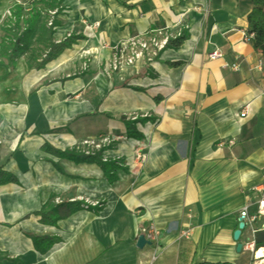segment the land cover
<instances>
[{
  "label": "crops",
  "instance_id": "0c3cea01",
  "mask_svg": "<svg viewBox=\"0 0 264 264\" xmlns=\"http://www.w3.org/2000/svg\"><path fill=\"white\" fill-rule=\"evenodd\" d=\"M61 6L53 41L83 38L43 68L25 63L21 78L22 64L7 75L0 67V178H16L0 183V264H264L254 257L264 248L263 216L233 237L242 207L256 210L252 187L264 168V56L244 40L251 4L62 0ZM152 27L173 36L187 29L188 38L141 65L136 76L130 68L113 77L100 71L112 45ZM214 49L221 56L210 59ZM66 51L74 53L60 60ZM84 57L90 67L78 71ZM134 113L155 120L136 123L142 136L135 147L119 141L103 151L119 160L112 182L95 162L43 148L47 142L71 149L98 135L127 138L121 117ZM76 202L86 207L54 224L35 213ZM149 224L158 240L139 248L138 230Z\"/></svg>",
  "mask_w": 264,
  "mask_h": 264
},
{
  "label": "trees",
  "instance_id": "16d2710c",
  "mask_svg": "<svg viewBox=\"0 0 264 264\" xmlns=\"http://www.w3.org/2000/svg\"><path fill=\"white\" fill-rule=\"evenodd\" d=\"M40 3L45 2L47 8L55 9V14L60 13L62 10L61 2L62 0H38ZM251 4V9L247 14V23H248V31L253 33L252 46L255 51L260 52L261 55L264 56V0H247ZM19 14V12L17 13ZM39 12L34 13V15H30L25 23L24 31L13 38H7V40L3 41L0 50L2 56H4L9 65L15 64V59L24 55L28 51L29 46V37L32 35L34 31V24L37 21ZM57 25V21L54 19L51 21L49 27L46 25H42L40 29V35L36 38V41L42 43L44 50L40 54L31 55L30 59L27 61L28 68H36L40 69L45 66V64L53 59H55L65 48H70L72 44L76 43L77 39L83 38L81 35L69 34L65 36L60 41H53L52 35ZM16 35V34H15ZM188 38V31L184 29L180 32L179 35L169 38L166 48H178L180 45ZM30 60V61H29ZM31 60H35V63L32 64ZM170 66H178L181 64L180 61L176 62H167ZM14 67V66H13ZM123 122L126 126V134L130 137L139 138L142 136L141 133L137 131L136 123L144 122V121H154L155 118L152 116L145 117H135L134 119L122 117ZM43 148L49 152L54 153L55 155L63 158L71 159L75 162H95L97 163L102 170L104 171L106 177L110 182L116 180V170L120 168L119 160L117 159H107L103 160L101 157V150L84 154L76 151L75 149H55L52 148L47 142L44 143ZM5 174V172L0 170V175ZM1 177V176H0ZM7 181H16V178L12 175H8L7 177L0 178V183ZM64 207H67L64 204H58L54 207L50 208L49 211H45L43 209L36 211L35 213L40 215V219L42 221H46L54 224L59 217L67 216L71 212L81 208V202H76L71 207H67L65 212H61ZM87 208H90L88 205ZM93 210L97 211L99 205L95 207H91ZM54 216V217H53ZM34 241L37 239L33 237ZM42 239V238H41ZM49 243L51 244L55 238H47ZM194 264H221V263H194Z\"/></svg>",
  "mask_w": 264,
  "mask_h": 264
},
{
  "label": "rangeland",
  "instance_id": "374dc122",
  "mask_svg": "<svg viewBox=\"0 0 264 264\" xmlns=\"http://www.w3.org/2000/svg\"><path fill=\"white\" fill-rule=\"evenodd\" d=\"M19 12V14H17ZM39 12V16L37 18L36 23L34 24V31L32 35L29 37V48L28 51L21 55L20 57L15 59V65L22 64L18 67L16 74L17 79L21 78L20 73L25 70V63L27 65L28 59H30L31 55L40 54L44 47L43 44L36 41V38L40 35V29L42 25H46V27H49L52 20L56 19V16L58 14H55V9H49L47 8V5H45V2H39L38 0H0V47L3 43V41L7 40V38H13L14 36L20 35L26 26V19L30 15H34V13ZM62 12V10H61ZM60 12V13H61ZM37 33V35H36ZM16 34V35H15ZM114 55L113 53L111 56L107 59V61H103L100 64V71L106 75L107 77H113L115 73L121 72L122 69L125 67H119L117 68L113 67V61H114ZM88 57H84L81 61V63L77 66L78 71H86L88 70L90 61L88 60ZM30 61V60H29ZM32 64L35 63V60H31ZM149 64H145V67H147ZM12 65L8 64L7 59L2 56L1 50H0V67L4 68V75L9 74V71H7V68H10L11 70L14 69ZM130 69H133L134 76H136V67H129ZM72 74V73H71ZM125 116V115H124ZM122 116V117H124ZM121 117V120L123 122V119ZM127 118L134 119L135 117H141L140 114L134 113L130 114L128 116H125ZM124 123V122H123ZM131 137L128 136L127 138L120 139L118 136H115L113 134L111 135H98L95 138L86 137L85 139L79 140L76 142L71 149H75L78 152L89 154L94 153L99 150H101V157L103 160L111 159L110 157L104 156V150L106 149H113L115 147H119L118 142L124 141L127 146L132 145V141H135V137L130 139ZM99 145V146H97ZM136 143L133 145L135 147ZM99 147V148H98ZM125 159V158H124ZM114 160V159H112ZM82 207H86L83 203H81Z\"/></svg>",
  "mask_w": 264,
  "mask_h": 264
},
{
  "label": "built area",
  "instance_id": "2783aa9c",
  "mask_svg": "<svg viewBox=\"0 0 264 264\" xmlns=\"http://www.w3.org/2000/svg\"><path fill=\"white\" fill-rule=\"evenodd\" d=\"M179 34L180 33L177 35ZM175 36H173L172 33L168 31L167 27H152L137 36L129 38L125 43L114 44L111 46L112 53L115 57L113 61V67L117 68V66H119L129 68L132 66L139 68L141 65L150 64L161 56L162 51L166 48L169 38H173ZM252 39V32L247 31L244 33L245 41L251 42ZM220 56L221 52L218 49H214L208 53V57L210 59H215ZM246 113L247 111L245 109L241 111L240 115L243 117L246 115ZM252 190L256 194V210L254 213L250 214L247 205L242 207L239 216L242 217L244 225L255 220L259 215L264 217V168L261 182L253 186ZM262 227L264 229V221ZM138 233L143 234L146 239L152 242H156L159 236V230L154 224L140 226ZM188 234V231H182L180 233V235L184 237H187ZM248 247L252 251L254 250L255 247L253 241L248 243ZM255 252L256 251H254V257Z\"/></svg>",
  "mask_w": 264,
  "mask_h": 264
},
{
  "label": "water",
  "instance_id": "95a60500",
  "mask_svg": "<svg viewBox=\"0 0 264 264\" xmlns=\"http://www.w3.org/2000/svg\"><path fill=\"white\" fill-rule=\"evenodd\" d=\"M244 227V221L242 220V217H239V222H238V228L234 230L233 232V237L234 239H238L241 229ZM151 241L146 239L143 234H139L136 240V246L139 248H142L145 244L150 243ZM242 248V243L240 241L237 242L236 244V251H240Z\"/></svg>",
  "mask_w": 264,
  "mask_h": 264
},
{
  "label": "bare ground",
  "instance_id": "6f19581e",
  "mask_svg": "<svg viewBox=\"0 0 264 264\" xmlns=\"http://www.w3.org/2000/svg\"><path fill=\"white\" fill-rule=\"evenodd\" d=\"M63 32L62 28L59 29L58 33H57V36L59 37L61 35V33ZM84 44L82 43L81 46H76L75 47V50L77 49H80L82 48ZM74 53V51H66L61 57H60V60L65 58V57H68L70 54ZM136 142L135 141H132V145L131 146H127L126 144H120V147H133V145L135 144ZM255 258L257 260H260L262 259L261 261L264 262V248H259L257 250H255Z\"/></svg>",
  "mask_w": 264,
  "mask_h": 264
}]
</instances>
